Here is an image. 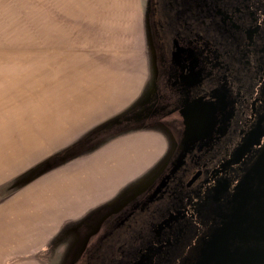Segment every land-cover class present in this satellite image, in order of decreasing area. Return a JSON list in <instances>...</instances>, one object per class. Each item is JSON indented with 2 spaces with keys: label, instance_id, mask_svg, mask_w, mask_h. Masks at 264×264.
I'll return each instance as SVG.
<instances>
[{
  "label": "flooded vegetation",
  "instance_id": "af4514ba",
  "mask_svg": "<svg viewBox=\"0 0 264 264\" xmlns=\"http://www.w3.org/2000/svg\"><path fill=\"white\" fill-rule=\"evenodd\" d=\"M146 21L150 88L126 120L170 151L64 264H264V0H147Z\"/></svg>",
  "mask_w": 264,
  "mask_h": 264
},
{
  "label": "crops",
  "instance_id": "0c3cea01",
  "mask_svg": "<svg viewBox=\"0 0 264 264\" xmlns=\"http://www.w3.org/2000/svg\"><path fill=\"white\" fill-rule=\"evenodd\" d=\"M94 1L73 15L87 45L44 53L39 85L0 84V264L77 256L100 216L170 151L155 124L102 128L146 97L152 61L147 0Z\"/></svg>",
  "mask_w": 264,
  "mask_h": 264
},
{
  "label": "rangeland",
  "instance_id": "374dc122",
  "mask_svg": "<svg viewBox=\"0 0 264 264\" xmlns=\"http://www.w3.org/2000/svg\"><path fill=\"white\" fill-rule=\"evenodd\" d=\"M104 2L111 8L119 4V0H95L90 5L100 8ZM86 8L88 9V0H0L1 86L8 85L9 79L27 82L22 85H39L44 53L50 54L52 48L57 47L64 50L69 45H87L84 38H79L74 31V27H79V22L73 16L87 14ZM147 25V35L150 34L152 44V23ZM138 108L139 106L135 110ZM134 125L149 124L126 122V127L131 128Z\"/></svg>",
  "mask_w": 264,
  "mask_h": 264
},
{
  "label": "trees",
  "instance_id": "16d2710c",
  "mask_svg": "<svg viewBox=\"0 0 264 264\" xmlns=\"http://www.w3.org/2000/svg\"><path fill=\"white\" fill-rule=\"evenodd\" d=\"M139 105H140V103L137 104V106H139ZM137 106L135 108H133L132 110H130V111L124 113V114H121V115H119L118 117H116V118H114L112 120L107 121L106 123L103 124L102 128H104V130L108 129V130L113 131V134H115L116 132H120V131H125V130H128V129H131L132 127L131 128L126 127L125 120L137 108ZM118 124H120L119 125L120 129L117 130L116 129V125H118Z\"/></svg>",
  "mask_w": 264,
  "mask_h": 264
}]
</instances>
